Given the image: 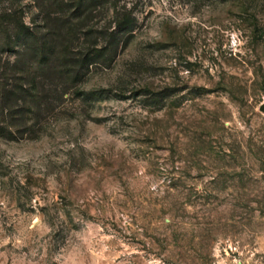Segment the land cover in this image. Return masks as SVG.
Segmentation results:
<instances>
[{"label": "rangeland", "instance_id": "1", "mask_svg": "<svg viewBox=\"0 0 264 264\" xmlns=\"http://www.w3.org/2000/svg\"><path fill=\"white\" fill-rule=\"evenodd\" d=\"M76 38L107 57L24 128L0 113V264H264V0H104Z\"/></svg>", "mask_w": 264, "mask_h": 264}, {"label": "trees", "instance_id": "2", "mask_svg": "<svg viewBox=\"0 0 264 264\" xmlns=\"http://www.w3.org/2000/svg\"><path fill=\"white\" fill-rule=\"evenodd\" d=\"M68 1L72 3L68 5ZM35 2L44 12V31L32 29L28 34L20 8L0 12V34L3 36L0 40L6 39L4 43L9 49L14 45L20 49L17 52L18 59L11 66L13 76L17 78L14 76L13 82L9 85L2 84L0 113L14 114L10 119L12 127H17L18 130L26 126L27 113H32L34 118L37 117L41 106L44 108L48 104L46 98L57 99L58 88H61L60 96L64 93L63 86L76 84L82 79L83 71L88 69L89 65L103 61L107 57L103 52L104 48L85 47V51L77 53L73 44L77 39L76 34L84 28L89 11L96 8V5L103 4L104 0H35ZM48 11L57 13L53 22L47 14ZM114 22L116 31L109 34L110 44L120 39L116 35L117 32H121L122 36L129 35L133 19L122 14ZM1 45L4 46L3 43ZM44 87L47 88L46 92L43 91ZM146 91L143 93L152 94L148 99L155 104L161 103L171 95L169 90ZM48 92L50 93L47 94ZM116 96L118 99L127 98Z\"/></svg>", "mask_w": 264, "mask_h": 264}, {"label": "water", "instance_id": "3", "mask_svg": "<svg viewBox=\"0 0 264 264\" xmlns=\"http://www.w3.org/2000/svg\"><path fill=\"white\" fill-rule=\"evenodd\" d=\"M263 109H264V108H263ZM263 109H262V110H263Z\"/></svg>", "mask_w": 264, "mask_h": 264}]
</instances>
